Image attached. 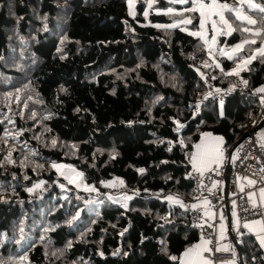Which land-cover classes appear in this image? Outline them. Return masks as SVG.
Segmentation results:
<instances>
[{"label": "trees", "instance_id": "obj_1", "mask_svg": "<svg viewBox=\"0 0 264 264\" xmlns=\"http://www.w3.org/2000/svg\"><path fill=\"white\" fill-rule=\"evenodd\" d=\"M191 2L152 0L145 13L149 0H136L131 15L129 0H0L3 264H178L198 240L183 206L193 200L192 149L208 133L229 152L251 130L260 104L249 91L264 86V57L254 54L264 12L215 0L232 9L223 13L232 30L221 27L208 49L191 34L200 29ZM169 7L184 10L154 12ZM239 9L257 23L240 20ZM186 16L191 23L166 26ZM245 40L255 43L232 59L221 54ZM207 80L229 91L223 102L205 100ZM60 164L104 191H127L128 204L97 205L63 188ZM112 178L122 184L100 185ZM234 241L244 264H264L251 234Z\"/></svg>", "mask_w": 264, "mask_h": 264}, {"label": "built area", "instance_id": "obj_2", "mask_svg": "<svg viewBox=\"0 0 264 264\" xmlns=\"http://www.w3.org/2000/svg\"><path fill=\"white\" fill-rule=\"evenodd\" d=\"M205 4V0H198ZM207 94L205 100L217 99L223 102L229 91L219 89L211 81L207 80ZM257 86L249 91V94L259 100V109L255 122L251 128L254 129L264 119V103L261 97L264 93L257 92ZM249 130L248 135L241 140L235 148L236 156L225 155L220 165L208 168L204 171L190 169V177L193 183V200L186 201L183 206L188 209L190 225L197 232L198 238L206 241V249L203 256L213 262L228 261L235 258V252L228 248V237L219 239L218 233L224 218L225 200L221 194L223 176L228 174V192L235 202V213L237 227L241 228L250 221L262 220L264 217L260 206L251 205L249 192L259 185H264V144L257 140L256 133ZM241 177L245 183L243 188L238 186V178ZM249 181H254L250 183ZM200 196L206 199V205L196 204L194 200ZM233 234V230L227 229V233ZM238 238H240L238 236Z\"/></svg>", "mask_w": 264, "mask_h": 264}, {"label": "crops", "instance_id": "obj_3", "mask_svg": "<svg viewBox=\"0 0 264 264\" xmlns=\"http://www.w3.org/2000/svg\"><path fill=\"white\" fill-rule=\"evenodd\" d=\"M263 142L259 140L260 144H264V130H262ZM258 140V139H257ZM229 152L226 151L224 146V139L220 136L212 135V134H203L201 138L195 143L192 154H191V168L204 171L208 168L220 165L225 155H228ZM233 154V153H232ZM225 176V175H224ZM224 176L221 184V194L224 199V187L225 180ZM238 186L239 188H243L245 183L241 177L238 178ZM264 189V185H259L255 187L253 190L249 192V201L251 205H258L263 211L264 214V196H262L261 190ZM206 199L204 196H200L194 200L196 204L206 205ZM224 218L226 222L220 225L218 237L220 240L228 237V248L236 253L234 242L232 241V237L227 233V213L230 215L232 230H233V238L237 241H240L238 236H241V232L245 231L253 236L259 247L264 252V246H261L260 240L258 237H264V217L262 220L250 221L244 224L241 228L233 227L232 218L233 212L235 213L234 204L232 201V197L228 194V212L225 209L224 204ZM259 222V223H256ZM245 225H248L246 227ZM206 241L202 238H198L196 242L189 245L180 255L178 264H239L238 257H235L233 260L228 261H217L213 262L208 258L203 256V253L206 249Z\"/></svg>", "mask_w": 264, "mask_h": 264}, {"label": "rangeland", "instance_id": "obj_4", "mask_svg": "<svg viewBox=\"0 0 264 264\" xmlns=\"http://www.w3.org/2000/svg\"><path fill=\"white\" fill-rule=\"evenodd\" d=\"M135 1L136 0H129L128 10H129V13L131 15H133L134 10H135ZM151 1L152 0H149L148 6H147V8L145 10V13H149ZM240 1L242 3H246V4L249 5L248 0H240ZM205 2H206L205 4H201V3L198 2V0H192L191 6L189 8H185V9H195V10H197L199 12L200 29L197 32H195V33H200L201 34L200 36L202 37V39L206 43L207 48L208 49H213V47L216 45L217 38H218V35L220 34L221 27H224L226 29V33L227 34L231 33L232 28H229L227 25H225L221 21L219 15H215L214 14L215 9H210L209 8V6L213 4V2H214L213 0H205ZM175 3L187 4L188 0H186V2H184V3H181L178 0V1H175ZM252 3H254V2H252ZM200 5H204L205 7L203 9H201ZM250 8H253V7H250ZM168 9H172V11L169 12ZM183 10L184 9L181 10V9H176V8L169 7L167 9H155L154 12H156V13H172V12H180V11H183ZM202 10L206 12V14H207V16L209 18L205 19V17L201 16V11ZM235 14H236L237 17H239V16H247V17H249V14L244 12L243 9L237 10L235 12ZM190 19H191L190 16H186V17H184L181 20L175 21L174 23L167 24L166 26L171 27V25L182 24L183 23L182 21L190 20ZM202 19L204 20V27L203 28H201V20ZM224 19L227 21L225 16H224ZM242 21H246V23H247V20H242ZM183 24H187V23H183ZM227 24L230 25L228 21H227ZM157 26H162V25L157 24ZM247 28L250 29V32L254 33V30H252L251 27H248V26L245 27V29H247ZM213 38L215 39V43H213ZM238 44H243V43H238ZM238 44H235L232 47V49ZM209 45H211V48L209 47ZM262 46H264V43H262ZM232 49L229 52H227V54H232ZM254 54H257V51H255ZM248 58L249 57H247L246 59H248ZM182 127H183V124L178 122L176 124V126L174 127V129H175L176 132H179L182 129ZM260 131H262V130H260ZM260 131L256 132L257 133L256 137L259 138V140L261 142H263V135H262V132L260 133ZM235 156H236V151L234 150L233 154H232V158L235 157ZM57 169H58L60 175L65 179L64 185H62L63 188L66 185H68L70 189L71 188L75 189L78 192H80L82 195L89 196L90 199H92V200L96 199L97 200V205H100L104 201H106V202H111V201L118 202V203H120L121 205H124V206H126L128 204V200H129L130 194L127 191H125V190L118 194V193H113V192H111V191H109L107 189L104 191V190H102L101 188H99V187H97L95 185L87 184V183H85L83 181V179L81 177V173L77 169H75L74 166L69 165V164H60V165L57 166ZM77 174H80V175H77ZM115 181H117L119 184H122V180L121 179L112 178L111 180L102 181L100 185L103 186V187H110L111 188V187L114 186V182ZM89 187H91V188H93L95 190H88ZM101 199H104V200L100 201ZM232 201H233V204H234V207H235V202H234L233 199H232ZM223 223L224 222H222L221 224H223ZM232 223H233V227L236 228V226H237V217L235 216L234 212H233Z\"/></svg>", "mask_w": 264, "mask_h": 264}, {"label": "snow or ice", "instance_id": "obj_5", "mask_svg": "<svg viewBox=\"0 0 264 264\" xmlns=\"http://www.w3.org/2000/svg\"><path fill=\"white\" fill-rule=\"evenodd\" d=\"M173 2H175V0H173ZM179 2L184 3V2H186V0H179ZM189 2H190V0H189ZM248 3H249V7L259 8V10L261 12H264V7L252 3L251 0H248ZM204 7H205L204 5H200V8L201 9H203ZM209 8L210 9H215L214 14L215 15H219L221 21L225 25H227L229 28H231V25H228L227 24V21L224 19V15H223V13H224L225 10L232 11V9H230L227 4H217V3H215V0H214L213 4L210 5ZM192 10L193 9H187V11H192ZM168 11L171 12L172 9H168ZM201 16L202 17H205V19L209 18L207 16L206 12L203 11V10L201 11ZM238 18L241 19V20H247V23L248 24H256L257 23L256 20H254V19H252L250 17H247V16H239ZM182 22L183 23H191V20H185V21H182ZM171 27H176V25H171ZM203 27H204V20L202 19L201 20V28H203ZM244 31H250V29H244ZM191 34L192 35H197V36L201 35L200 33H191ZM257 34H259V33H257ZM213 43H215V39L214 38H213ZM247 43H255V41H247V40H245L243 42V44H247ZM243 44L236 45L232 49V54H227V53L224 52V50H221V54H227L228 55V58L229 59H232V55L235 54V53H237V52H239L242 49ZM209 47L211 48V45H209ZM256 51H257V53L260 56L264 57V46L258 48ZM255 58H256V56H250L248 59L242 61L241 64H238L237 67H236V69H234L232 72H229V73H226V74L227 75H233V74L238 75L239 74V71L242 68V66L247 65L248 63L251 62L252 59H255ZM217 67H219V65H217ZM244 83L247 84V81H244ZM256 91L257 92H260V93H264V86H261L260 88L256 89ZM261 102L264 103V96L261 97ZM53 143H55V142H53ZM53 166L56 167V165H53ZM141 171H143V170L141 169ZM77 175H80V174H77ZM249 182L250 183H254V181H249ZM88 190H95V189L89 187ZM29 191H31V189H29ZM261 193H262V196H264V189L261 190ZM73 219H75V217H73ZM256 223H259V222H256ZM245 226L248 227V225H245ZM258 239L260 240L261 246H264V237H258ZM205 250H208V249H205ZM172 259H176V257H172ZM0 264H3V262L0 261Z\"/></svg>", "mask_w": 264, "mask_h": 264}, {"label": "water", "instance_id": "obj_6", "mask_svg": "<svg viewBox=\"0 0 264 264\" xmlns=\"http://www.w3.org/2000/svg\"><path fill=\"white\" fill-rule=\"evenodd\" d=\"M264 126V119L258 123V125L252 129V133H256L259 129H261L262 127ZM249 131L246 132L244 135H242L239 140L237 141V143L232 147V149L229 151L228 153V156H229V160H230V156L232 155V152L235 150V148L237 147V145L241 142L242 139H244L247 135H248ZM230 164H228L227 166V173L226 175L224 176V180H225V187H224V193H223V196H224V200H225V209L227 210L228 212V174L230 172ZM227 226L229 229L232 228V224H231V219H230V215L229 213H227ZM231 237H232V241L235 242L234 238H233V235L232 233H230ZM237 256H238V261H239V264H244V261H243V258H242V254L239 250H237Z\"/></svg>", "mask_w": 264, "mask_h": 264}]
</instances>
